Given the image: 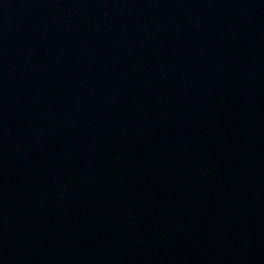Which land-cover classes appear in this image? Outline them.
Instances as JSON below:
<instances>
[{
    "label": "water",
    "instance_id": "1",
    "mask_svg": "<svg viewBox=\"0 0 264 264\" xmlns=\"http://www.w3.org/2000/svg\"><path fill=\"white\" fill-rule=\"evenodd\" d=\"M0 264H264V0H0Z\"/></svg>",
    "mask_w": 264,
    "mask_h": 264
}]
</instances>
